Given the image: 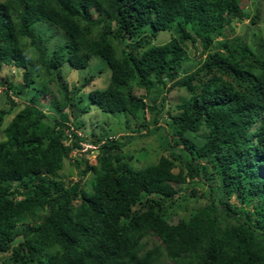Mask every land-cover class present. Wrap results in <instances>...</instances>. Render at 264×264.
Segmentation results:
<instances>
[{
	"label": "trees",
	"instance_id": "obj_1",
	"mask_svg": "<svg viewBox=\"0 0 264 264\" xmlns=\"http://www.w3.org/2000/svg\"><path fill=\"white\" fill-rule=\"evenodd\" d=\"M247 18L260 13L241 0H0V72H21L0 79V264H264V38L223 37ZM161 30L173 33L156 44ZM93 57L109 78L82 106L101 70L69 91L60 67ZM9 93L23 105L3 127ZM92 103L159 133L167 153L134 168V134L80 135ZM64 161L90 176L66 179ZM190 180L210 200L171 223Z\"/></svg>",
	"mask_w": 264,
	"mask_h": 264
},
{
	"label": "rangeland",
	"instance_id": "obj_2",
	"mask_svg": "<svg viewBox=\"0 0 264 264\" xmlns=\"http://www.w3.org/2000/svg\"><path fill=\"white\" fill-rule=\"evenodd\" d=\"M241 6L245 8L250 14H253L256 10L260 13V19L257 23H251L249 19H244L242 21L235 20L234 32L230 30H225V35L223 37H230L232 35L246 36L248 39L251 37L252 32H257L264 38V0H241ZM172 30H161L158 31L154 43L160 44L168 41L172 35ZM223 39V38H219ZM198 56L195 57L197 59ZM102 68V69H101ZM186 68H191V63H186ZM101 70V74L95 78L94 74ZM60 71L63 76V81L67 84L69 91H74L76 88L80 87L81 84L90 76H94V79L82 88L81 91L76 93L75 98L83 95L80 104L82 106H88L89 100L87 98V93L91 88L100 87L102 82L106 79L105 83L108 82L109 69L105 65L104 61L99 57H93L89 61L88 66L84 68H72L68 63H63L60 67ZM9 76V78L15 82L19 83L21 81V72L14 66H2L0 72V79ZM104 85V84H103ZM181 91H171L166 93L167 101H179L182 93ZM16 102V105L12 107L9 114L4 118L3 127L6 126L8 121L13 117V115L22 107L23 101L22 97H16L14 94L9 93ZM10 104L6 96V91L4 85H0V108H9ZM46 110V109H45ZM69 108L66 111L69 113ZM163 111V115H164ZM72 120V115L69 117ZM148 119V116H147ZM84 124L82 128H78L80 135L85 136L89 139L98 138V136H125L128 134H134L128 143L123 147L124 152L130 156V165L134 168H141L151 162H155L156 158L161 154H166L167 151L162 147V138L159 133L145 134L144 129H140L135 133L128 131L125 124L126 116L123 113L115 112H104L98 109L93 103L90 105V110L83 113L79 117ZM162 126H165L163 120L160 121ZM135 125L134 121H130V127L133 128ZM140 133V134H139ZM2 131H0V141L4 139ZM125 140V139H124ZM91 144V143H90ZM77 155L78 158L85 157L88 159L90 164L96 162V152L88 153L87 156L72 153V155ZM81 169V167H79ZM63 175H68L66 179H71L73 181H86L90 174L82 175L79 173L78 168L71 164L70 162L63 163V168L61 170ZM262 171V169H261ZM262 173V172H261ZM178 195H176V202L170 208V214L168 217L169 222L175 223L180 218L188 217L195 209L205 205L210 200L209 189L206 185H199L193 181H187L183 184H175ZM192 188H195L194 191ZM231 201L234 203L235 198Z\"/></svg>",
	"mask_w": 264,
	"mask_h": 264
},
{
	"label": "built area",
	"instance_id": "obj_3",
	"mask_svg": "<svg viewBox=\"0 0 264 264\" xmlns=\"http://www.w3.org/2000/svg\"><path fill=\"white\" fill-rule=\"evenodd\" d=\"M81 145H82V149H80L79 152L85 151L88 148H91V149H94L95 148V145L90 144V143H84L83 142V143H81ZM77 151L78 150L74 151L73 154L76 153Z\"/></svg>",
	"mask_w": 264,
	"mask_h": 264
}]
</instances>
